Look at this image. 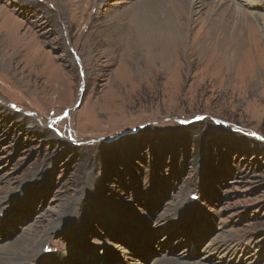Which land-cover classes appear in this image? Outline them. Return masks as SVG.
I'll return each instance as SVG.
<instances>
[{
	"label": "rangeland",
	"instance_id": "374dc122",
	"mask_svg": "<svg viewBox=\"0 0 264 264\" xmlns=\"http://www.w3.org/2000/svg\"><path fill=\"white\" fill-rule=\"evenodd\" d=\"M75 1L0 0V248L264 264V0H168L186 27L148 32L179 42L152 73L103 31L144 0Z\"/></svg>",
	"mask_w": 264,
	"mask_h": 264
},
{
	"label": "bare ground",
	"instance_id": "6f19581e",
	"mask_svg": "<svg viewBox=\"0 0 264 264\" xmlns=\"http://www.w3.org/2000/svg\"><path fill=\"white\" fill-rule=\"evenodd\" d=\"M79 1L76 0L75 3H76V5L78 4L81 6L82 0H81V2H79ZM187 1L190 2L192 0H187ZM167 2H168V0H144V5L146 7L145 11L149 14H147L146 12H143V11H141L139 14H137L135 12V9H134L135 5H133L131 8H129L127 10L124 9L122 11L116 12L113 15L111 14L110 19L107 20V23L105 25L106 28L103 30L104 33L109 32L107 34V37H108V39H111L110 40L111 44H113L115 41H117V43H119V42L123 43L125 41V39L127 41H129L130 45H132V43H134L135 39H137V41L140 44L142 43V46L140 47V49L142 52H145V54H143L141 57H143L145 59V61L148 63L147 70L149 71V73L153 72L151 70V68L154 69L155 71H158V72L161 69L166 68V66L168 64V60H169V57L167 56V54H172L174 52V50L177 51V49H178L177 46H178L179 42L176 44V40H175V41H173L174 47H168L167 49L163 48L162 50H160V46L156 45V46H154V54H153V48H152V50L150 49L152 46H150V44L148 42V38L150 37L148 32L150 31V32L155 33L156 31H158V28H163L166 31V34L169 33L171 35L176 34L177 29H179L182 33H184V31H185L186 26L183 23L181 24L179 22V20H178L179 18H177V14L175 13V11L172 7L167 5ZM223 2H227V1L225 0ZM195 5H194V8L193 7L190 8L191 11H192V9H195ZM161 7L164 8V11H163L164 14L163 15H161L159 12ZM77 8H79V7L77 6ZM208 8H209V6L206 8L204 14L208 11ZM234 12H236V11H234ZM186 13H189V10L187 8H186ZM195 13H196V15H200L201 11H197ZM0 15H2V14H0ZM233 16H235V14ZM218 17L220 18V16H218ZM124 18H126L130 22L134 23L133 28H130L126 24L121 22V20H123ZM220 19L222 20V23L225 22L223 25L224 28L222 29L221 22L217 21L218 26L220 27L221 31L223 30L222 31V33H223L229 29L232 21L227 20V19H223V18H220ZM242 20L243 19H241L240 21H242ZM115 21H120L123 25L121 26ZM120 33L122 34L123 38L120 37L119 39H116L115 37L120 35ZM145 46L147 47V51L145 50L146 49ZM113 54L114 53H111V55H113ZM112 57H113V59L116 58V56H112ZM139 60H141V59H139ZM139 62H141V61H139ZM139 62L137 64V70L142 72L144 69L139 64ZM185 209L187 210V212L189 214L192 213L191 207H185ZM180 212H182V210H180ZM188 213L182 212L181 216L176 219V221L178 222L179 225L181 223H183V218ZM192 216L194 217V214ZM162 245H165V244H162ZM28 246H29V248H35V246L32 244H28ZM165 247L166 246H164L163 248H165ZM206 249L209 250L210 245L207 246ZM35 250H37V249H35ZM117 250H118V252L122 253L120 248H118ZM42 251H44V252L38 251V252L34 253V249L31 251L21 250L20 246H17V245L10 246V244H9L8 249H6V247L0 248V264H30L31 262H35L38 260H41V262L43 264H54V263L59 262L61 259L64 262L68 261L65 258L56 257L53 254H49V255L46 254L44 249ZM106 253H108V255H113L110 250H107ZM166 256H169V257H166ZM135 259H136V263L140 264L139 262H137L138 261L137 258H135ZM157 259H156V261H154L155 262L154 264H204V263H199L197 261L196 262L191 261L192 263H188L186 261H184V262L180 261L176 257V254L170 255L169 250L166 251L165 255L162 258H159L158 260ZM204 260H205V263H207L206 261L208 260V257H206V259H204ZM99 263L100 262H94L93 264H99Z\"/></svg>",
	"mask_w": 264,
	"mask_h": 264
}]
</instances>
